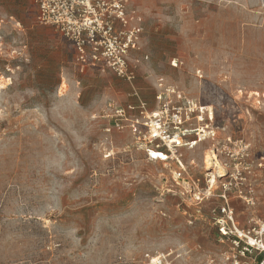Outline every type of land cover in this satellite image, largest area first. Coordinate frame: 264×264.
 <instances>
[{"label": "rangeland", "instance_id": "obj_1", "mask_svg": "<svg viewBox=\"0 0 264 264\" xmlns=\"http://www.w3.org/2000/svg\"><path fill=\"white\" fill-rule=\"evenodd\" d=\"M140 4L128 79L78 69L35 0H0V264H229L211 215L223 184L239 225L264 221V0ZM167 86L208 129L164 162L114 108L152 111ZM244 144L251 169L235 181L229 152Z\"/></svg>", "mask_w": 264, "mask_h": 264}, {"label": "built area", "instance_id": "obj_2", "mask_svg": "<svg viewBox=\"0 0 264 264\" xmlns=\"http://www.w3.org/2000/svg\"><path fill=\"white\" fill-rule=\"evenodd\" d=\"M140 1L35 0L37 22L52 26L70 42L78 69L108 70L129 79L135 73L130 56L139 48L144 32L145 20ZM164 90L170 98L152 111H146L144 103L139 102L137 114L127 118L125 108L115 107L114 114L119 122H115L114 126L118 129L127 127L134 137L149 145L146 151L150 158L165 162L180 157L177 155L178 148H192L203 140L208 126L200 125L204 113L202 105L185 99L172 86ZM161 95L158 97L161 98ZM134 108L127 105L129 110ZM208 118L211 120L210 116ZM192 119L197 121L196 127H191ZM191 134L194 135L190 137ZM235 152H229V155L232 161L236 160L233 168L236 172L234 180L237 181L242 179V172L248 174L251 168L246 161L248 146L244 144ZM159 154L165 158L159 157ZM256 164L258 167L264 166V157H260ZM229 174L233 177V174ZM227 191L228 185L223 184L220 194L223 202L211 209L219 241L228 245L225 261L241 264L246 259L247 264H264V221L251 218L247 226L239 225L234 209L227 200ZM238 196L249 205L251 198L243 196L241 192ZM152 262L161 263L158 257L153 258Z\"/></svg>", "mask_w": 264, "mask_h": 264}, {"label": "bare ground", "instance_id": "obj_3", "mask_svg": "<svg viewBox=\"0 0 264 264\" xmlns=\"http://www.w3.org/2000/svg\"><path fill=\"white\" fill-rule=\"evenodd\" d=\"M159 157L161 158H165V156L163 154H159ZM217 166V165H216ZM218 168H221L220 165L217 166ZM211 175V179H209V182L211 183V185H214V182L217 181L216 177L220 176V177H223L224 175H226V171L224 169V171H221L220 173H217L216 175L213 174V172L211 171L209 173ZM213 174V175H212Z\"/></svg>", "mask_w": 264, "mask_h": 264}]
</instances>
